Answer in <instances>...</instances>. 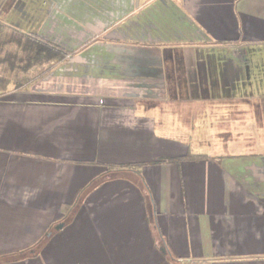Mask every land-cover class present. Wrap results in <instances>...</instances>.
<instances>
[{
  "label": "crops",
  "instance_id": "obj_1",
  "mask_svg": "<svg viewBox=\"0 0 264 264\" xmlns=\"http://www.w3.org/2000/svg\"><path fill=\"white\" fill-rule=\"evenodd\" d=\"M0 19L73 51L0 91V257L27 254L0 264H264V0H0Z\"/></svg>",
  "mask_w": 264,
  "mask_h": 264
},
{
  "label": "trees",
  "instance_id": "obj_2",
  "mask_svg": "<svg viewBox=\"0 0 264 264\" xmlns=\"http://www.w3.org/2000/svg\"><path fill=\"white\" fill-rule=\"evenodd\" d=\"M72 54L73 51L53 40L36 32L23 31L0 19V91L6 90L10 84L16 88L26 86L50 72ZM202 156L204 155H187L188 158ZM96 182H91L89 187ZM78 202L61 207L67 214L65 221L71 218ZM35 251L36 247L28 250V253L33 255ZM26 255L22 252L17 257H0V262L20 259Z\"/></svg>",
  "mask_w": 264,
  "mask_h": 264
},
{
  "label": "rangeland",
  "instance_id": "obj_3",
  "mask_svg": "<svg viewBox=\"0 0 264 264\" xmlns=\"http://www.w3.org/2000/svg\"><path fill=\"white\" fill-rule=\"evenodd\" d=\"M20 17H22V18H24V17H26V14H23V16H20ZM7 23V22H6ZM21 24H23L24 25V23L22 22ZM20 29V28H19ZM21 30H23V31H26V30H24V29H21ZM33 32V31H32ZM157 97V96H156ZM231 113V111H229V110H224V111H222L221 112V116H223V118L224 117H226V116H228L230 113ZM163 115L165 114V112H161ZM167 113H169V112H167ZM219 111H217V110H214V109H212V110H208V111H206L205 113H204V115L203 116H200V118H204L205 120L204 121H206V123H208L209 121V119L210 118H213V119H215V120H217V118L219 117ZM236 113V111H234L233 112V114H235ZM238 113H240V112H238ZM157 115H158V113H156ZM175 117V116H174ZM169 118H173V116H169ZM199 118V119H200ZM227 118V117H226ZM241 118V117H240ZM175 119H177V117L175 118ZM195 119H196V121L197 120H199V119H197V117H195V118H189V124L190 125H194L195 124ZM207 119V120H206ZM220 119L221 118H219V121H220ZM225 119V118H224ZM205 128V127H204ZM207 129L208 128H211L210 126H207L206 127ZM256 134H255V132L253 131V129H252V127H250V132H249V136H252V137H254ZM256 137V136H255ZM257 138V137H256ZM206 144H209V145H211V142H207ZM212 146H214L213 144H212ZM251 146H254L252 143H251ZM251 150H252V148H251ZM261 151H264V147L261 149Z\"/></svg>",
  "mask_w": 264,
  "mask_h": 264
},
{
  "label": "water",
  "instance_id": "obj_4",
  "mask_svg": "<svg viewBox=\"0 0 264 264\" xmlns=\"http://www.w3.org/2000/svg\"><path fill=\"white\" fill-rule=\"evenodd\" d=\"M62 226V223L58 224L56 228H60Z\"/></svg>",
  "mask_w": 264,
  "mask_h": 264
}]
</instances>
